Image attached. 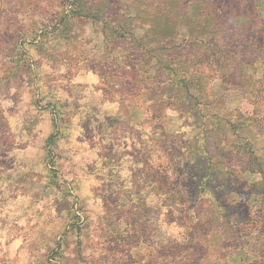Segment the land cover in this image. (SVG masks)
Returning a JSON list of instances; mask_svg holds the SVG:
<instances>
[{
	"label": "rangeland",
	"instance_id": "obj_1",
	"mask_svg": "<svg viewBox=\"0 0 264 264\" xmlns=\"http://www.w3.org/2000/svg\"><path fill=\"white\" fill-rule=\"evenodd\" d=\"M256 1L264 8V0ZM80 3L76 14L60 0H0V233L9 224L24 231L18 224L24 221L26 264H92L99 258L117 264L127 248L133 256L152 251L162 233L145 227L146 217L119 220L124 192L142 171L140 123L159 109L153 54L137 40L172 30L171 42L179 45L188 33L205 30L194 5L193 21L177 7L135 17L139 0ZM89 73L101 85L83 82ZM213 88L210 109L232 115L242 102L239 92L217 82ZM113 102L118 110L105 107ZM159 119L156 133L179 130L177 116L163 110ZM10 206L20 214L10 217ZM84 223L88 227L80 231ZM114 227L118 238L108 243ZM125 228L129 232L121 233ZM9 255L0 247V264H9Z\"/></svg>",
	"mask_w": 264,
	"mask_h": 264
},
{
	"label": "trees",
	"instance_id": "obj_2",
	"mask_svg": "<svg viewBox=\"0 0 264 264\" xmlns=\"http://www.w3.org/2000/svg\"><path fill=\"white\" fill-rule=\"evenodd\" d=\"M139 3L135 17L177 7L194 21V5L206 24L203 34L188 33L179 45L172 44V30L137 40L153 54L159 109L140 123L142 171L137 185L124 192L119 220L128 224L140 214L145 227L162 236L149 254L133 256L125 249L117 264H264V8L256 0ZM60 4L82 13L79 0ZM213 82L242 97L232 115L210 109ZM163 110L174 111L185 131L156 133ZM117 227L107 233L108 243L118 238ZM127 234L134 243V234ZM139 238L147 244L146 233Z\"/></svg>",
	"mask_w": 264,
	"mask_h": 264
},
{
	"label": "clouds",
	"instance_id": "obj_3",
	"mask_svg": "<svg viewBox=\"0 0 264 264\" xmlns=\"http://www.w3.org/2000/svg\"><path fill=\"white\" fill-rule=\"evenodd\" d=\"M61 71H63V69H61ZM83 82L88 83L90 86L92 84L101 85L100 78L91 73L87 74L84 77ZM12 91H15V89H13ZM94 94L96 96H100L101 92L96 91ZM105 107L113 110H118L119 104L117 102H113L106 104ZM168 115L175 117L176 113L172 110H169ZM181 123L182 121L175 120L174 126L180 125ZM179 130L185 131L184 128H180ZM122 175L127 176L128 173L125 171L122 173ZM19 202L20 201H17V203ZM6 212H8L10 217L20 214L14 206H10L9 209H6ZM18 224L24 227V231L13 229L11 227V224H9L8 227H6L3 232L0 233V247H3L5 252L10 253L9 264H26V250L28 242L30 240V235L27 233V226H24L23 220L18 221Z\"/></svg>",
	"mask_w": 264,
	"mask_h": 264
}]
</instances>
